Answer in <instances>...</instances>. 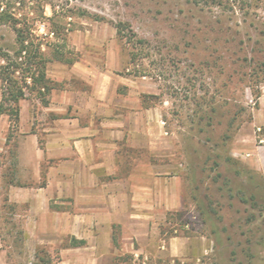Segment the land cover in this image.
<instances>
[{"label": "rangeland", "instance_id": "374dc122", "mask_svg": "<svg viewBox=\"0 0 264 264\" xmlns=\"http://www.w3.org/2000/svg\"><path fill=\"white\" fill-rule=\"evenodd\" d=\"M46 1L59 11L53 21L65 28L64 59L110 67L155 91L142 95L165 136L166 198L180 199V205L151 219L146 238L130 240L136 251H118L115 259L264 264V166H254L264 145V0L244 9L191 0ZM45 14L53 15L48 4ZM119 21L132 29L130 41L117 35ZM45 24L50 26L38 23L40 33ZM11 38L0 30V41ZM26 99L33 116L39 114L43 104L34 95ZM16 131L8 127L5 149L12 148ZM12 172L8 166L0 171L6 187H0V264H57L68 238L56 245L31 241L24 230L26 206L8 200ZM21 174L22 186L37 188L46 168L37 178L32 169ZM114 237L118 243L119 234Z\"/></svg>", "mask_w": 264, "mask_h": 264}, {"label": "crops", "instance_id": "0c3cea01", "mask_svg": "<svg viewBox=\"0 0 264 264\" xmlns=\"http://www.w3.org/2000/svg\"><path fill=\"white\" fill-rule=\"evenodd\" d=\"M46 75L58 86L47 104L34 100L40 105L35 116L33 103L20 100L11 149H5L8 116L0 114V171H13L8 200L26 206L24 230L35 244L84 240L62 247L57 264H132L115 255L136 251L130 240L146 238L151 219L180 205L166 198L165 136L142 95L155 91L143 90L133 76L80 60H51ZM259 149L256 168L264 166V145ZM42 165L45 183L22 186L21 171L32 169L37 178Z\"/></svg>", "mask_w": 264, "mask_h": 264}, {"label": "trees", "instance_id": "16d2710c", "mask_svg": "<svg viewBox=\"0 0 264 264\" xmlns=\"http://www.w3.org/2000/svg\"><path fill=\"white\" fill-rule=\"evenodd\" d=\"M260 1L191 0L196 5H215L221 8H232L236 4L240 9L258 5ZM29 2H33V5L29 6ZM47 4L53 11L51 16L45 14ZM57 12L54 5L46 0H0V30L5 29L12 34L10 42L0 41V114L8 116L9 130L18 127L21 99L34 95L43 105L47 104L48 95L54 88V83L46 75L48 62L54 59L73 62V59H64L66 32L61 24L53 21ZM45 21L50 26L45 24L44 32L40 33L38 23ZM124 27L127 29V24L117 22L116 33L130 41L134 33L128 28V33L124 34ZM138 42H142V39H138ZM213 163L217 168L220 167L219 161L214 160ZM218 174L222 175L220 171ZM237 193H243L242 189H237ZM83 243L84 240L70 237L62 246Z\"/></svg>", "mask_w": 264, "mask_h": 264}]
</instances>
